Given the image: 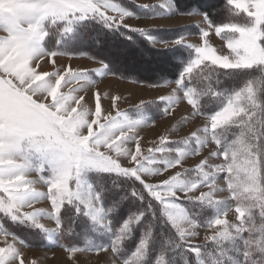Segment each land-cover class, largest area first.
I'll return each instance as SVG.
<instances>
[{"label": "snow or ice", "instance_id": "snow-or-ice-1", "mask_svg": "<svg viewBox=\"0 0 264 264\" xmlns=\"http://www.w3.org/2000/svg\"><path fill=\"white\" fill-rule=\"evenodd\" d=\"M127 3L0 0V264H38L29 236L71 264L101 252L110 264H264V0ZM173 16H198V41L188 25L165 37L128 23ZM132 34L177 73L167 95L123 108L99 87L125 78L103 46ZM182 103L178 123L194 130L145 146L144 129Z\"/></svg>", "mask_w": 264, "mask_h": 264}, {"label": "rangeland", "instance_id": "rangeland-1", "mask_svg": "<svg viewBox=\"0 0 264 264\" xmlns=\"http://www.w3.org/2000/svg\"><path fill=\"white\" fill-rule=\"evenodd\" d=\"M137 4H153L156 3L157 0H131ZM130 8V7H129ZM131 9V8H130ZM143 16V14H141ZM200 18L198 16H173L171 18H155V19H140L137 20L135 18L128 21L129 24L133 26H150L155 25L159 27H177L179 28L182 25L193 24L195 26L188 25L187 28H184V31H189L193 33L189 37V39L193 42L198 41V36L196 33L198 32L197 24ZM197 29V31H196ZM163 35V34H161ZM166 34H164L165 36ZM211 42L214 45H219L220 41L214 35L211 37ZM111 50V47L108 48ZM114 51L115 54L123 55L126 54L125 47L119 46ZM126 56V55H125ZM157 56V55H156ZM128 64L129 66L126 67L132 68V63L136 62L137 60L144 66L148 68H154L156 65L160 66L159 62L151 61L150 53L146 52L145 50L139 48L136 49V54L132 57L128 56ZM137 59V60H136ZM133 60V62H132ZM136 60V61H135ZM151 61V62H150ZM58 64H67L71 63L73 67L78 65L84 67H98V65L94 64L91 61L81 60V59H74L69 61L67 58H57ZM154 64H156L154 66ZM45 69L49 68L50 65L45 64ZM156 70V67L154 68ZM139 73H142L141 70ZM156 73L153 71V74ZM151 85H157L156 87H151ZM173 85L166 84L165 81L163 82H150L145 80H138V79H131L125 77L124 79H117L113 77H105L103 78L100 83L99 87L105 91H113L118 92L125 98V102L121 105L123 108H127L131 104L138 103L140 99H153L160 95H167ZM186 104H180L177 106V110L175 115L171 118L165 117L163 119H157V125L155 127H150L144 129L142 135L145 138V146H147V141L155 139L161 133L168 131V134L171 138L176 139L185 135H188L192 130H194V126L191 122L189 123H178L181 118L186 115ZM199 123V121H197ZM200 157L189 158L187 163L189 165L194 164L199 160ZM220 195H226L220 194ZM229 219H234V214L229 213ZM47 226L52 227L54 226L51 221H44ZM200 235L193 241L194 243H203V237L205 235L204 229H198ZM29 243L31 244L30 247L22 249L25 252V255L28 259H36L38 264H71V261L68 260L67 254L63 251V249L56 247H44L43 243H41L35 237H27ZM46 243V241H45ZM77 259L79 264H110L111 262V255L108 253L101 252L99 255L96 253H81L77 255Z\"/></svg>", "mask_w": 264, "mask_h": 264}, {"label": "trees", "instance_id": "trees-1", "mask_svg": "<svg viewBox=\"0 0 264 264\" xmlns=\"http://www.w3.org/2000/svg\"><path fill=\"white\" fill-rule=\"evenodd\" d=\"M223 3V0H180L181 7H185L187 4H200L203 7L201 10H207L212 11L213 8L219 7ZM154 4V3H153ZM137 4L135 2H132L131 0H128L127 6L130 7L133 11L139 12V9L137 8ZM143 14V13H140ZM191 26H195L193 24H188ZM196 27V26H195ZM163 29L160 34H166L165 37H174L177 34V27H160ZM184 30V29H183ZM197 31V29H196ZM189 32V31H186ZM134 35V43L127 42L125 40L120 39L119 37H107L105 44L103 46V55L107 56L110 60H112L113 65L115 68L119 70V73L122 74L124 77L131 78V79H138V80H145L150 82H163L166 80H174L175 75L177 73V68L175 67L174 61H169L162 59L155 49H150L144 45L141 44V39L138 36ZM119 46L125 47L126 54L123 55L115 54L114 51ZM111 47V50H108V48ZM89 48L93 52L95 51V47L92 45L91 41H89ZM143 49L146 52L150 53V59L151 61H156L160 63V66L154 64L156 67V70L151 67L144 66L140 63L139 60H135L136 62H133L132 60V68L129 69L126 67L129 66L128 64V56L132 57L136 54V49ZM126 55V56H125ZM157 55V56H156ZM150 61V62H151ZM141 70L142 73H139ZM153 71L156 73L153 74Z\"/></svg>", "mask_w": 264, "mask_h": 264}]
</instances>
